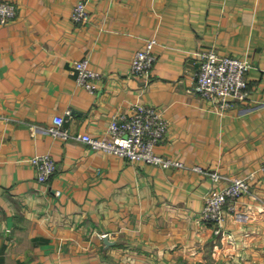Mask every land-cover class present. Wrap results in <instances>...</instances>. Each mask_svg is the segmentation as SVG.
Masks as SVG:
<instances>
[{"label":"crops","instance_id":"obj_1","mask_svg":"<svg viewBox=\"0 0 264 264\" xmlns=\"http://www.w3.org/2000/svg\"><path fill=\"white\" fill-rule=\"evenodd\" d=\"M8 1L18 11L0 22V264H264V0H86L81 23L78 0ZM151 37L155 64L136 76L132 59ZM212 48L252 62L248 99L226 111L194 89L199 53ZM84 57L101 73L94 92L76 80ZM138 103L163 111L156 151L185 166L46 130L63 115L74 134L106 136L115 112ZM37 154L58 165L45 183ZM251 173L217 231L201 216L205 195Z\"/></svg>","mask_w":264,"mask_h":264},{"label":"built area","instance_id":"obj_2","mask_svg":"<svg viewBox=\"0 0 264 264\" xmlns=\"http://www.w3.org/2000/svg\"><path fill=\"white\" fill-rule=\"evenodd\" d=\"M17 5L8 0H0V22L6 23L17 15ZM72 18L81 23L88 18L86 0H78L74 6ZM158 40L149 38L138 49L131 62L132 74L149 76L156 61L153 51ZM200 63L196 74L194 89L202 97L211 101L220 111L229 109L235 101H245L249 97L248 72L252 62L247 56L221 54L212 48L199 53ZM77 83L91 92L97 86L101 73L91 66L88 57L75 63ZM47 132L64 140L78 138L94 149L103 150L128 159L157 165L161 168L183 167L184 161L162 155L156 151V145L168 131V121L163 111L150 104L138 103L133 113L117 111L113 115L106 136H94L89 133L74 134L65 125L63 115H56ZM41 183L47 182L58 169L54 157L50 154H37L31 157ZM196 171L211 176L214 182L222 180L224 175L217 170H206L200 165L193 166ZM261 169L264 171V161ZM253 173L228 179L227 183L211 189L205 195L201 210L203 219L216 225L219 231L227 217L237 210L239 199L249 193L252 187ZM59 193V191H57Z\"/></svg>","mask_w":264,"mask_h":264},{"label":"water","instance_id":"obj_3","mask_svg":"<svg viewBox=\"0 0 264 264\" xmlns=\"http://www.w3.org/2000/svg\"><path fill=\"white\" fill-rule=\"evenodd\" d=\"M105 241H106V243H109L110 242L109 239H108V237L105 238Z\"/></svg>","mask_w":264,"mask_h":264}]
</instances>
